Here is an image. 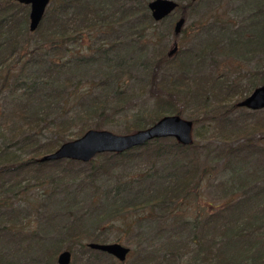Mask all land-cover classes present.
Masks as SVG:
<instances>
[{"label":"trees","instance_id":"obj_1","mask_svg":"<svg viewBox=\"0 0 264 264\" xmlns=\"http://www.w3.org/2000/svg\"><path fill=\"white\" fill-rule=\"evenodd\" d=\"M197 3L190 1L185 8L179 5L176 11L182 9L180 19L185 20L188 11ZM253 3L260 8L259 15L252 16L249 26L256 39H242L246 33L239 31L238 36L230 35L223 29L219 38L205 48L178 51L174 57L156 51V56L146 59L144 87L155 100L156 111L135 116L133 125L127 128L128 133L146 130L165 117L182 118L192 105L194 130L202 125L213 129L210 146L202 148L195 139L191 147L180 146L173 139L160 140L124 155H101L88 164L70 161L39 164L43 156L62 147L57 142L39 140V131L44 126L45 130L54 127L61 137L79 122L82 124L79 138H82L93 129L94 122V128L100 130V123L107 122V118H103L105 115L123 112L136 100L133 93L124 90L125 81L122 84L119 73L114 72V68H122L125 64L120 53L117 54L119 61L111 58L122 46V40L108 44L114 37L110 32L115 27L122 30L132 24L133 35L125 40L130 44L126 47L138 54L136 60L141 55L144 57L147 49L153 50L169 33L165 28L159 41L155 36L150 44L139 43L145 31L157 25L150 16L146 0H55V3L52 0L41 27L35 32L40 39L32 51L34 57L43 53L34 61L44 70V77L28 78L30 85L26 88L16 85V91L22 92L27 104L21 109L18 124L22 128L17 134L13 133V141L29 154L0 167V264H55L58 253L67 243L79 245L86 253L88 244L109 242L101 235L96 237L100 229L107 225L113 228L133 212H143L144 221L154 219L159 227L164 226L162 235H169L163 257L155 260L160 264H264V147L253 138L243 140L241 131L233 140L234 129L240 128L236 125L241 121L235 118L236 112L245 110L239 109L238 104L231 105L234 97L239 99L235 102L244 101L264 86V60L258 70L250 74L248 91L244 89L245 84L225 85L222 81L225 77H202L198 73L207 63L205 57L217 49L223 39L230 41L231 52L250 49L252 54L264 56V0H252ZM26 7L19 5L18 0H0L1 74L6 69L11 71L20 64L23 66L25 59L21 55L20 42L30 32ZM174 16L161 25L172 29ZM258 27H261L260 34ZM92 32L102 34L108 42L93 49L97 52L95 56L108 67V72L102 75L105 78L102 83L95 82L107 94L89 101L82 97L79 111L65 121L69 113L60 106L67 104L65 94L74 82L71 77L62 78V75L75 66L85 69L89 64L86 57L81 56L63 65L59 61L51 63L49 59L65 53L68 56L69 48L79 47L84 37ZM185 33L183 30L182 34ZM174 39L178 40V36ZM104 44L112 48L106 49ZM96 60L93 58V62ZM212 62L219 64L215 59ZM32 64L25 63L22 70L25 72ZM165 70L176 80L160 82V73ZM252 113L260 115L264 111ZM48 123L56 126L48 127ZM253 126L248 127L255 132L253 135H264V125ZM9 149L0 146V156H6ZM248 160L251 161L248 167L251 175L241 178L242 171L234 170L231 181L220 184L224 192L222 197L202 199L208 180L220 172L218 169L225 166L222 174L226 175L234 162L241 161L237 162L240 164ZM135 161L151 163L152 167L139 177L123 180L126 177L119 176L118 171H125L129 163ZM159 166L161 169L153 172ZM237 175L240 178L236 179ZM135 190H138L135 198L124 203V194ZM121 241V238L116 239V243ZM146 262L149 263L148 258Z\"/></svg>","mask_w":264,"mask_h":264},{"label":"rangeland","instance_id":"obj_2","mask_svg":"<svg viewBox=\"0 0 264 264\" xmlns=\"http://www.w3.org/2000/svg\"><path fill=\"white\" fill-rule=\"evenodd\" d=\"M146 1H148L150 4L155 0ZM170 1L178 3L181 8H185L191 0ZM53 2L55 3V0H53ZM26 8L29 16L30 7ZM259 10L260 8L256 3L252 4V0H201L195 7L188 11V17L185 19L186 25L183 29L186 31V33L178 35V40L174 39V29L176 23L180 19L182 9L178 12L176 11L173 14L175 15V22L173 23L172 29L167 25H165L166 27L161 25L162 22H160L149 30H146L144 37L142 38L141 42H139L142 45L146 43L150 44V40H152L155 36V39L158 40V38H160V36L165 33V28H167L169 33L163 40H161V44L158 43V45H156L153 50L150 48L147 49L144 57L141 55L138 57V60H136L138 54H135L134 51L129 50V47H126V45L130 46L126 40H129V37L133 35L130 31L132 24L126 26L122 30L119 27H115L110 32V34H114V37H111V39L108 41L109 43L106 42V38L103 39L102 34H98L96 32L87 34L84 37V40L80 43L81 45L79 47H75L74 45H72V47L69 46L70 51L68 56L67 53H65L64 55L61 54V56L58 58L49 59L51 63L53 61H59L60 65H63L69 60L80 59L81 56L86 57V60L88 61L87 64H89V66H86L85 69H79L75 66V69H71L68 72L66 71L62 75V78H67V76L71 77L74 82L73 87L68 88V92L65 94L67 104L60 106L61 108H65V111L69 113V115L65 116L63 120L68 121L71 117L76 115V112L79 111L80 106L82 105V97H87L86 100L89 101L92 99V97L95 98L107 94V92H103L104 90L98 88L95 83H102L103 79H105L102 78V75L108 72L107 65H105L101 59V61L99 60V56H95L97 52H94L93 50L97 46L103 44L102 42L105 41V43L110 44L112 41L117 39L122 40V46L120 49H117L118 51L116 50L112 53L111 58L113 57L115 60L119 61L120 59L118 58L117 54L120 53V55L124 56L123 63L125 65L122 68H114V72L115 74L119 73V76L122 77V84L125 81L124 85H122L124 90H127L129 94L133 93L136 100L126 106L125 111L123 112H112L105 115L103 118H107V122L100 123V130H96V128H94V122L93 129L90 131H107L114 135L127 136L134 134L128 133L127 128L133 125L135 116L137 117L141 115H147L156 111V102L153 97L147 93L144 87L146 85L147 79L145 76L147 70V58L150 59L156 56V51L159 54H170L177 46V52H186L188 50H198L199 48H205L210 42L219 38L220 32L223 29H225L230 35L235 34L238 36L239 34L236 33L239 31L246 33L242 39H256L254 36L255 34L251 33V28L249 26L251 24L250 20L252 19V16H254L255 13L259 15ZM29 23L27 25L28 32L30 29ZM260 29L261 27L257 28L259 34ZM99 38L100 41H98ZM39 39L40 37L38 33L31 34L29 32V35L25 37L24 41L20 42V48H22V53H20L25 59L23 60V66L20 64L11 71L6 69L4 70V73H0V146L2 148L7 146L10 147L9 153L6 156H0V167L6 166L9 163H14L20 158L27 157L29 154L25 153L20 145H14L15 143L13 141L15 138L13 133L17 134L18 130L22 128L21 124H18L21 109L25 104H27L26 98L23 97L22 92L16 91V85H22L24 88H26V86L30 85V83L27 81L28 78L37 79L39 77H44V70L41 69L38 64H35L37 61L36 58L39 60V57H41L43 53L40 55L37 54L36 57H34L32 54V51L35 49V43ZM229 42L230 41L223 39V42L217 49L211 50V52L208 53V55L205 57L207 63L198 72L199 76L211 77V75H214L217 79H219V77H225L226 80H224L225 78L222 79L223 82H226L225 85L232 86L233 84L236 85L237 83H241L243 85L245 84L244 89L247 90L250 84L248 82L250 74L258 70L262 61L264 60V56L255 53L252 54L250 49H243V52L240 53H235L234 51L231 52ZM104 45H106V49L112 48L110 45ZM138 50L140 51L139 47ZM44 54H46V52H44ZM141 57L142 59H140ZM93 58L98 59L96 60V63L93 62ZM34 59L36 61H34ZM46 59L47 58H45L44 61H46ZM213 59H215L219 64L215 65L214 62H212ZM29 62H32L33 64L27 66L26 71L24 72L22 68L24 67L25 63ZM174 78L175 77L169 72V70L162 71L159 77L160 82L162 83L167 82L168 80V82H173L176 80ZM246 95H249V93ZM237 100L239 99L234 97L231 105L238 104L240 101L235 102ZM60 107L57 108V112L59 114L61 113ZM189 107L190 108L186 110L187 113L182 117L187 121L192 120L191 114L193 115L195 112L193 109L194 106L191 105ZM235 118L241 119V121H239L240 123L236 125L240 128L237 127L234 129L235 134L232 136L234 137L233 140L236 139V135L239 133V131H241V137L244 138L243 140H246L247 137L253 138V140H256V143H259L264 147V135L256 134L255 136L253 135L255 132L251 128H248L249 126L254 127L253 125H257L258 123L264 125V113L260 115H253L252 112L246 109L245 111L239 110L236 112ZM245 120H247V122L243 123ZM75 123L76 125L67 132V135L61 137L56 134L57 130H55L54 127H50V129L45 130L44 128L47 127L44 126L43 130L39 131L41 135L39 140H42L43 142L53 141L57 142L59 145L78 140L80 139V129L82 124L79 122ZM12 124H17V126ZM245 124L246 126H244ZM49 126L56 125H50L48 123V127ZM213 133V129H210L208 126H198L195 127L193 132V139H195V142L202 148L203 146H210V137L213 135ZM227 135L229 136L230 133ZM257 139L260 141L257 142ZM215 145L216 143L213 144V148ZM237 162L239 163L241 161ZM237 162H234L230 168V171L226 172V175L222 174L226 171L224 170L226 169L225 166L218 169L220 172H218L216 175H213L208 180L209 183H207L206 187L204 188L205 197L202 196V199L216 200L222 197L224 192L220 188V184L222 182H226L227 180L231 181V178H233V175L237 169L241 170V173H243L240 176L241 178H247L248 175L252 174L248 168L251 164V161H244L240 164ZM161 166L156 167V170H153V172L159 171ZM151 167V163L149 164L148 162L135 161L129 163L125 171H118V174L119 176L123 175L126 177L123 180L129 181V179L134 178V176L139 177L142 175V173L150 171ZM238 177L239 175H237L235 178L237 179ZM236 179L234 180L237 183H240V181ZM235 181H232L231 183L234 186H236ZM110 183L109 185H111ZM137 191L138 190H135L132 193L130 192L129 194H124L123 197L125 201L123 202L129 203L131 199L133 200L137 194ZM143 217H145L143 212H133L127 214L120 220V223L117 222L113 228H110V225L104 226L102 229H100L101 231H99L96 236L99 237V235H101V237L108 239L109 242L107 244L109 245L119 244L125 248H128L131 253L125 263H120L111 256L109 257L106 254L103 255V253L92 252V250L89 248L85 253L83 249L79 245H75V243H67L64 249H61L60 253H58L57 260L61 253L68 251L73 255L72 264H160L161 262L155 260L163 257V248L168 242L167 239L169 235H162V232L165 228H163L164 226L159 227V224L154 219L152 221H144ZM118 238H121V243H116V239ZM71 248L72 251H69ZM146 258L149 259V263L146 262ZM55 264H57V261Z\"/></svg>","mask_w":264,"mask_h":264},{"label":"water","instance_id":"obj_3","mask_svg":"<svg viewBox=\"0 0 264 264\" xmlns=\"http://www.w3.org/2000/svg\"><path fill=\"white\" fill-rule=\"evenodd\" d=\"M200 0H191L197 3ZM52 0H18L19 5L30 7L29 27L34 34L39 30L45 19V14L51 6ZM179 8V4L170 0H155L148 5L153 21L157 23L165 21ZM186 20L180 19L175 26V36L182 34ZM178 46L171 52L173 57L177 54ZM239 109L250 112L264 111V86L256 89L253 94L244 101L238 103ZM194 123L181 117L169 116L162 118L157 124L146 130L138 131L127 136L114 135L107 131H88L82 138L62 144L51 155H46L38 161L39 164L70 161L88 164L96 157L106 154L124 155L127 152L143 148L151 142L160 140H175L180 146L191 147L194 143ZM88 248L94 252H101L113 257L120 263H125L131 251L119 244H88ZM73 255L63 252L58 257L57 264H72Z\"/></svg>","mask_w":264,"mask_h":264},{"label":"flooded vegetation","instance_id":"obj_4","mask_svg":"<svg viewBox=\"0 0 264 264\" xmlns=\"http://www.w3.org/2000/svg\"><path fill=\"white\" fill-rule=\"evenodd\" d=\"M171 54V53H170Z\"/></svg>","mask_w":264,"mask_h":264}]
</instances>
